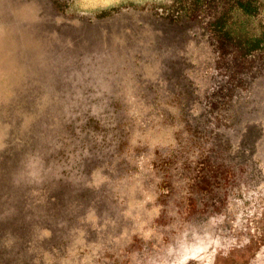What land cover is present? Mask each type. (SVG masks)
Wrapping results in <instances>:
<instances>
[{
	"label": "rangeland",
	"instance_id": "374dc122",
	"mask_svg": "<svg viewBox=\"0 0 264 264\" xmlns=\"http://www.w3.org/2000/svg\"><path fill=\"white\" fill-rule=\"evenodd\" d=\"M189 1L0 0V264H264V51Z\"/></svg>",
	"mask_w": 264,
	"mask_h": 264
},
{
	"label": "trees",
	"instance_id": "16d2710c",
	"mask_svg": "<svg viewBox=\"0 0 264 264\" xmlns=\"http://www.w3.org/2000/svg\"><path fill=\"white\" fill-rule=\"evenodd\" d=\"M212 1V2H211ZM211 6L209 7V3ZM214 4V5H212ZM207 6V10L211 15L205 21L204 16L200 15V10ZM215 8V11L212 8ZM135 9L151 11L153 15L165 19L170 24L179 23L183 15L189 20H202L205 22L206 27L209 29L212 37L219 42H227L234 50L237 57L247 59L257 53L264 51V27L261 33L254 39L242 40L235 35H232L227 30V23L233 14L239 10H248L249 3L244 0H190L185 3H178L173 10L171 9H147L146 7H135ZM118 9H111L107 12H100L95 15V18L103 19L111 15ZM202 12V11H201ZM206 182V181H204Z\"/></svg>",
	"mask_w": 264,
	"mask_h": 264
}]
</instances>
